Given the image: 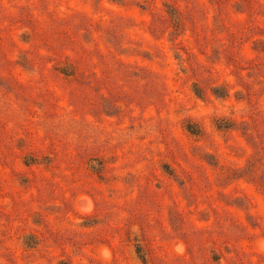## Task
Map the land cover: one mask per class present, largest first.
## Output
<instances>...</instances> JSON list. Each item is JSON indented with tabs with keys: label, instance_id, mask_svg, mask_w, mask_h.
I'll return each mask as SVG.
<instances>
[{
	"label": "rangeland",
	"instance_id": "rangeland-1",
	"mask_svg": "<svg viewBox=\"0 0 264 264\" xmlns=\"http://www.w3.org/2000/svg\"><path fill=\"white\" fill-rule=\"evenodd\" d=\"M0 264H264V0H0Z\"/></svg>",
	"mask_w": 264,
	"mask_h": 264
}]
</instances>
